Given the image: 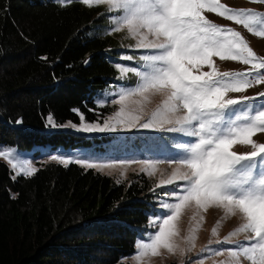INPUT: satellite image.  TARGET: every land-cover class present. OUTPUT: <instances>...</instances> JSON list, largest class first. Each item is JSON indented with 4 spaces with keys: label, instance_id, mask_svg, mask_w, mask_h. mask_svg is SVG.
Wrapping results in <instances>:
<instances>
[{
    "label": "snow or ice",
    "instance_id": "1",
    "mask_svg": "<svg viewBox=\"0 0 264 264\" xmlns=\"http://www.w3.org/2000/svg\"><path fill=\"white\" fill-rule=\"evenodd\" d=\"M78 2L89 8L106 5L108 11L101 15H109L115 26L109 31L126 30L136 40L137 49L150 50L140 56L143 64L139 67L143 70L116 65L120 79H125L129 71L139 78L134 87L120 92L115 101L119 110L102 126L82 123L78 130L104 132L140 127L181 133L183 138H188L178 144L181 151L168 157L170 166L175 163V167L157 185H175L171 190L175 202L163 204L168 210L166 218H162L158 231L148 242H137L135 259L139 262L145 256H157L161 248L183 256L190 250L177 243L178 221L183 211L193 206L197 211H207L215 206L223 209L226 217L239 213L244 221L217 243L230 244L238 234H247L245 242L234 248L216 250L217 253L226 251L230 258L220 264H239L241 256L250 264H264V143L253 139L264 132V100L248 105V101H256L258 97L230 95L264 84V57L257 56L239 31L218 25L205 15L214 13L264 38V12L235 9L221 0ZM250 2L264 3V0ZM112 12L118 15L111 17ZM213 57L251 67L246 72H221ZM204 66L209 71H202ZM156 95L162 99L145 118L147 105ZM259 97H264V93ZM241 104L245 107H236ZM49 124L56 127L51 117ZM237 145L250 146L251 151L238 153L234 150ZM0 157L7 159L14 170L18 168L10 152L0 151ZM51 159L65 165L75 162L89 168L98 167L84 159L71 160L58 155H52ZM157 163L147 161L142 171L151 169L148 175H153ZM35 171L28 165L24 174L31 176ZM177 181L183 184H176ZM212 234L217 235L216 227ZM183 239L191 244L195 236L190 234Z\"/></svg>",
    "mask_w": 264,
    "mask_h": 264
},
{
    "label": "trees",
    "instance_id": "2",
    "mask_svg": "<svg viewBox=\"0 0 264 264\" xmlns=\"http://www.w3.org/2000/svg\"><path fill=\"white\" fill-rule=\"evenodd\" d=\"M94 13L48 0H0V145L90 144L50 132L44 120L102 117L94 96L116 71L104 54L108 40L87 36ZM154 204L143 174L117 182L50 163L12 180L0 161V264H126L119 259L133 253Z\"/></svg>",
    "mask_w": 264,
    "mask_h": 264
},
{
    "label": "rangeland",
    "instance_id": "3",
    "mask_svg": "<svg viewBox=\"0 0 264 264\" xmlns=\"http://www.w3.org/2000/svg\"><path fill=\"white\" fill-rule=\"evenodd\" d=\"M48 1L61 8L76 4L86 10H95L87 36L89 39L98 37L108 40L109 47L104 51V54L106 59L115 68L116 76L108 86L97 92L94 96V104L100 110L97 113L102 115L96 121L89 122L84 118L81 120V116L83 117V115H80V121L78 123H56L51 115L45 116L44 125L50 132H65L76 136H83L90 140L89 145L84 148H65L62 145L51 148L48 145H33L28 149L0 145V151L10 152L14 158V162L18 163V168L14 170L7 159L0 157V161L10 171V178L16 180L18 177H30L24 174L28 165L37 171L39 168L50 163L63 167L76 164L84 169L98 171L117 181L128 179L130 175L143 174L151 183V192L155 204L151 208L146 226L140 230L136 237L133 253L120 257L119 261L126 264H220L221 261L229 260L230 258L227 256L226 251L217 253L216 250L234 248L236 244L245 242L247 234H238L232 238V243L230 244H221L217 243V241H223L225 237L229 236V233L233 232L244 221L239 213L226 217L224 210L215 206L210 207L207 211H197L194 206L188 207L183 211L178 221L180 236L177 238V243L185 249L190 248V250H186L183 256L179 252L169 253L166 249L161 248L157 256L148 255L139 262L135 259V255L138 252L136 247L137 242H148L149 238L158 231L162 218H166L165 214L168 213V210L163 207V204L175 202L174 197L171 195V190L175 185H163L160 187H157V185L161 179H167L175 167V163H171L170 166L168 157L181 151L178 144L183 139L188 138H183L181 133L157 131L155 129H144L140 127L104 132L78 130L82 123L100 124L102 126L105 120L119 110V105L115 101L119 99L120 92L134 87L138 83L139 78L132 71H129L125 79H120L121 74L117 70L116 65H129L137 68V70H143L139 67L143 64L140 56L148 54L150 50L137 49L135 47L136 40L130 38L126 30L118 32L114 30L109 31L110 28L114 29L115 26L111 24L109 15H101V13H107L108 9L106 5L89 8L79 3L78 0H71V2H67V0ZM221 2L235 9L243 8L252 9L256 12H264V3H253L250 0H221ZM65 4L66 6H64ZM116 15L118 13H111V17H115ZM205 15L210 21L218 25L231 27L239 31L257 56L264 57V38L253 35L242 25H237L232 21L218 17L214 13L206 12ZM124 56H131L132 59L122 60L121 58ZM213 60L215 66L221 72H246L251 67L250 65H244L237 61H222L218 57H213ZM201 70L209 71L207 66H204ZM260 93H264V84L254 85L245 92L231 93L230 95L234 98L241 96L258 97L256 101L247 102L248 105H252L258 103L259 100H264V97H259ZM161 99L162 97L159 95L152 98V103L147 105L145 118H147V114L157 106ZM236 107L244 108L245 105L241 104ZM103 109H110V111L102 114L101 110ZM49 117L52 118L56 127L49 124ZM68 125H75V127ZM174 138L182 139L177 140ZM253 139L257 143H264V132L258 133ZM234 150L238 153H245L251 151V148L250 146L237 145ZM52 155H58L71 160L84 159L87 162L96 164L98 167L89 168L86 165L75 162L65 165L58 160H52ZM147 161H158L154 174L151 176L148 175V171H151V169L142 171L143 168H146ZM101 165H104V167L101 168ZM106 165L115 166L107 167ZM176 184H183V182L177 181ZM214 227L217 228V235L215 236L212 234ZM190 234L195 236V240L191 244H188L183 238ZM239 264H250V262L241 256L239 258Z\"/></svg>",
    "mask_w": 264,
    "mask_h": 264
}]
</instances>
